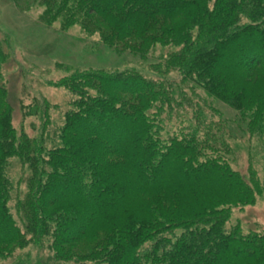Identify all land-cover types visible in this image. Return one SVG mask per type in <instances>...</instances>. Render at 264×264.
Returning a JSON list of instances; mask_svg holds the SVG:
<instances>
[{"label":"trees","instance_id":"obj_1","mask_svg":"<svg viewBox=\"0 0 264 264\" xmlns=\"http://www.w3.org/2000/svg\"><path fill=\"white\" fill-rule=\"evenodd\" d=\"M12 2L150 73L66 68L46 80L69 93L64 108L31 96L20 123L33 130H17L0 34V258L264 264V229L231 223L232 208L264 196L251 154L264 162V0ZM238 139L252 143L246 175Z\"/></svg>","mask_w":264,"mask_h":264},{"label":"rangeland","instance_id":"obj_2","mask_svg":"<svg viewBox=\"0 0 264 264\" xmlns=\"http://www.w3.org/2000/svg\"><path fill=\"white\" fill-rule=\"evenodd\" d=\"M39 10L35 8L28 13L18 11L12 0H0V34L6 33L11 45L2 72L13 107V124L17 130L21 127L29 133L33 130L29 119L20 123V102L29 103L31 96H43L50 104H55L58 111L64 108L69 93L62 88L46 85V80L58 79L66 73V68L96 67L121 70L140 67L149 72L147 61L138 62L137 57L130 53L118 55L109 48L95 46L96 37L86 38L77 26L67 31L59 30L56 24L50 28L44 27L36 20ZM156 47L155 54L158 56L166 52ZM148 61H152V58H148ZM238 143L240 145L234 151L236 163L233 166H236L242 175H246L249 160L247 153H250L248 149L252 143H244L240 139ZM251 154L256 163L254 168L260 180L264 182V162L259 155ZM236 222L240 224L242 231L257 227L264 229V196H257L254 204L232 208L231 223ZM27 250H17L7 259L0 258V264L30 263L24 261L23 257L29 252V259H33L35 252Z\"/></svg>","mask_w":264,"mask_h":264},{"label":"bare ground","instance_id":"obj_3","mask_svg":"<svg viewBox=\"0 0 264 264\" xmlns=\"http://www.w3.org/2000/svg\"><path fill=\"white\" fill-rule=\"evenodd\" d=\"M184 202V201H183Z\"/></svg>","mask_w":264,"mask_h":264}]
</instances>
